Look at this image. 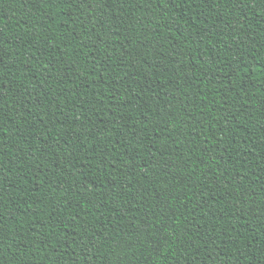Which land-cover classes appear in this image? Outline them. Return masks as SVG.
<instances>
[{
	"label": "trees",
	"instance_id": "trees-1",
	"mask_svg": "<svg viewBox=\"0 0 264 264\" xmlns=\"http://www.w3.org/2000/svg\"><path fill=\"white\" fill-rule=\"evenodd\" d=\"M0 264H264V0H0Z\"/></svg>",
	"mask_w": 264,
	"mask_h": 264
},
{
	"label": "snow or ice",
	"instance_id": "snow-or-ice-1",
	"mask_svg": "<svg viewBox=\"0 0 264 264\" xmlns=\"http://www.w3.org/2000/svg\"><path fill=\"white\" fill-rule=\"evenodd\" d=\"M138 239H141V240H143L144 238L141 236V237H138Z\"/></svg>",
	"mask_w": 264,
	"mask_h": 264
}]
</instances>
